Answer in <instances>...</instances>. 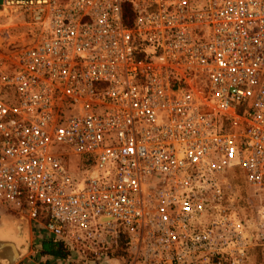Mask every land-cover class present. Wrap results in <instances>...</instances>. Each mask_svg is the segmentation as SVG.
I'll return each instance as SVG.
<instances>
[{"label":"built area","instance_id":"built-area-1","mask_svg":"<svg viewBox=\"0 0 264 264\" xmlns=\"http://www.w3.org/2000/svg\"><path fill=\"white\" fill-rule=\"evenodd\" d=\"M0 205L79 264H264V0H0Z\"/></svg>","mask_w":264,"mask_h":264},{"label":"rangeland","instance_id":"rangeland-1","mask_svg":"<svg viewBox=\"0 0 264 264\" xmlns=\"http://www.w3.org/2000/svg\"><path fill=\"white\" fill-rule=\"evenodd\" d=\"M243 195H245V194L242 193V196ZM242 203L244 204V211L246 213H250V207L248 206L245 199L242 200L239 205L242 206L243 205ZM251 203H252V205L257 204V202H253V201ZM1 217H3V220H6V221L11 220L12 218H15V219L21 221L22 225L24 227H26V229L28 227L29 244H28L27 252L23 255V257L18 262L14 263V264H25V262H27L28 260L33 261L35 258L37 260V258H39V249H38L36 244L39 243V239L42 237L41 233L38 232V227L33 222L28 221L27 219L19 216L14 211L10 210L9 208H5L2 205H0V225L3 224ZM122 253H123L122 249L117 248L115 251H113L109 254L108 258H116L118 260H121ZM70 254H73L74 256H76V258H80V256H79L80 254H77L76 252H70ZM36 260H34V261L36 262ZM36 264H38V263L36 262ZM73 264H78V263H75L73 261ZM251 264H261L259 255L256 254V252L254 253V256L252 257V263Z\"/></svg>","mask_w":264,"mask_h":264},{"label":"water","instance_id":"water-1","mask_svg":"<svg viewBox=\"0 0 264 264\" xmlns=\"http://www.w3.org/2000/svg\"><path fill=\"white\" fill-rule=\"evenodd\" d=\"M21 230L20 224L11 231L9 228L0 225V264H14L27 252L29 244L28 227L25 233Z\"/></svg>","mask_w":264,"mask_h":264},{"label":"crops","instance_id":"crops-1","mask_svg":"<svg viewBox=\"0 0 264 264\" xmlns=\"http://www.w3.org/2000/svg\"><path fill=\"white\" fill-rule=\"evenodd\" d=\"M41 235L43 238L44 237L46 238V235L44 236V234H42V233H41ZM34 260H36V258ZM34 260L33 261L28 260L27 262H25V264H36V262L38 264H73V261L75 263L79 264V258H76V256H74L73 254H70L66 258H59V257L48 256L46 254H40L39 253V258H37L36 262ZM84 264H90V263L86 262ZM96 264H122V261L118 260L116 258H108V259L102 260Z\"/></svg>","mask_w":264,"mask_h":264},{"label":"trees","instance_id":"trees-1","mask_svg":"<svg viewBox=\"0 0 264 264\" xmlns=\"http://www.w3.org/2000/svg\"><path fill=\"white\" fill-rule=\"evenodd\" d=\"M124 14L127 15L126 10L124 11ZM36 245L40 254H46L48 256H55L59 258H66L70 255V252L67 251L58 240L42 237Z\"/></svg>","mask_w":264,"mask_h":264},{"label":"bare ground","instance_id":"bare-ground-1","mask_svg":"<svg viewBox=\"0 0 264 264\" xmlns=\"http://www.w3.org/2000/svg\"><path fill=\"white\" fill-rule=\"evenodd\" d=\"M1 13H3V12H1ZM1 218H2V222H3V224H1L2 227H3V226H4V227H7V228H9L10 231H11L13 228H15L16 225L20 224V225H21V228H22L21 231H22L23 233H25V232L27 231L26 227H24V226L22 225L21 221L15 219V218H12L11 220L6 221V220H3V217H1Z\"/></svg>","mask_w":264,"mask_h":264}]
</instances>
